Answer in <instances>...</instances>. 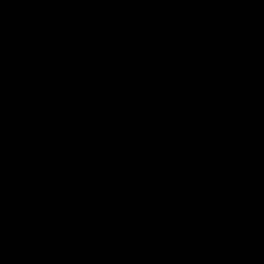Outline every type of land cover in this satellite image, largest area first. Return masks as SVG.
Instances as JSON below:
<instances>
[{
  "label": "water",
  "instance_id": "1",
  "mask_svg": "<svg viewBox=\"0 0 264 264\" xmlns=\"http://www.w3.org/2000/svg\"><path fill=\"white\" fill-rule=\"evenodd\" d=\"M0 264H264V0H0Z\"/></svg>",
  "mask_w": 264,
  "mask_h": 264
}]
</instances>
